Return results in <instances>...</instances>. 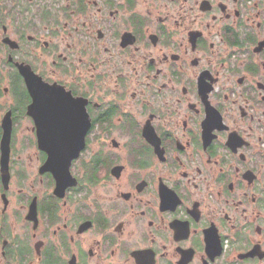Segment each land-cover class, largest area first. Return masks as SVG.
<instances>
[{
  "label": "flooded vegetation",
  "instance_id": "obj_1",
  "mask_svg": "<svg viewBox=\"0 0 264 264\" xmlns=\"http://www.w3.org/2000/svg\"><path fill=\"white\" fill-rule=\"evenodd\" d=\"M0 264H264V0H0Z\"/></svg>",
  "mask_w": 264,
  "mask_h": 264
},
{
  "label": "water",
  "instance_id": "obj_2",
  "mask_svg": "<svg viewBox=\"0 0 264 264\" xmlns=\"http://www.w3.org/2000/svg\"><path fill=\"white\" fill-rule=\"evenodd\" d=\"M27 84H28V88H29V90L31 91V92H33V84H31V82H27ZM37 94H39V95H37ZM41 94H43L42 92H39V93H36V99H41L43 96L41 95Z\"/></svg>",
  "mask_w": 264,
  "mask_h": 264
}]
</instances>
